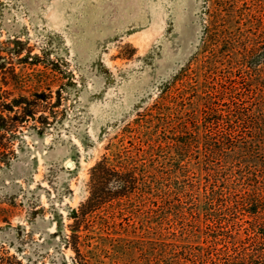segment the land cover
Segmentation results:
<instances>
[{
    "label": "rangeland",
    "instance_id": "rangeland-1",
    "mask_svg": "<svg viewBox=\"0 0 264 264\" xmlns=\"http://www.w3.org/2000/svg\"><path fill=\"white\" fill-rule=\"evenodd\" d=\"M239 2L249 46L264 44V0ZM206 11V0H0V42L13 53L0 84L9 99L50 97L19 126L15 154L0 155V255L71 262L63 244L69 213L89 196L90 169L109 147L169 140L168 124L211 121L198 102L216 80L204 76L212 45ZM29 54L39 56L36 64L22 61ZM260 69L242 65L225 83L236 82L242 111L251 113L264 89ZM38 80L49 87L36 90ZM218 97L220 112L231 109ZM34 124L47 128L38 133Z\"/></svg>",
    "mask_w": 264,
    "mask_h": 264
},
{
    "label": "trees",
    "instance_id": "trees-1",
    "mask_svg": "<svg viewBox=\"0 0 264 264\" xmlns=\"http://www.w3.org/2000/svg\"><path fill=\"white\" fill-rule=\"evenodd\" d=\"M206 3L212 45L203 72L216 80L198 102L204 100L211 121L168 124L175 129L169 140L157 134L132 147L110 144L111 153L90 169L89 196L69 213L70 233L63 235V244L74 256L52 264H264V159L259 157L264 153V89L256 93L250 113L238 103L243 99L236 82L225 84L242 65L260 74L264 44L249 46L239 0ZM12 54L0 42L1 76ZM23 59L33 65L39 56ZM19 73L13 68L11 78ZM32 85L49 87L39 80ZM7 93L0 84V155L15 154L19 126L50 105L47 95L9 99ZM219 94L231 102L223 113L214 100ZM32 127L38 133L47 128ZM4 164L0 159V167ZM0 264L30 261L4 254Z\"/></svg>",
    "mask_w": 264,
    "mask_h": 264
},
{
    "label": "water",
    "instance_id": "water-1",
    "mask_svg": "<svg viewBox=\"0 0 264 264\" xmlns=\"http://www.w3.org/2000/svg\"><path fill=\"white\" fill-rule=\"evenodd\" d=\"M68 165L70 166V165H72V163L69 162Z\"/></svg>",
    "mask_w": 264,
    "mask_h": 264
}]
</instances>
